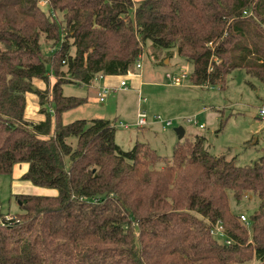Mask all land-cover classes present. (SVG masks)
<instances>
[{
  "label": "trees",
  "instance_id": "16d2710c",
  "mask_svg": "<svg viewBox=\"0 0 264 264\" xmlns=\"http://www.w3.org/2000/svg\"><path fill=\"white\" fill-rule=\"evenodd\" d=\"M46 2L0 0V175L28 163L23 179L57 190L14 195L0 264H264V149L243 166L204 150L199 135L170 158L146 142L123 150L111 120L64 122L86 99L62 86L125 75L148 40L176 48L195 85L224 89L235 69L264 83V0ZM28 93L43 120L25 117ZM228 191L260 198L247 225ZM218 222L229 244L211 233Z\"/></svg>",
  "mask_w": 264,
  "mask_h": 264
},
{
  "label": "rangeland",
  "instance_id": "374dc122",
  "mask_svg": "<svg viewBox=\"0 0 264 264\" xmlns=\"http://www.w3.org/2000/svg\"><path fill=\"white\" fill-rule=\"evenodd\" d=\"M43 8L46 11L47 7ZM60 17L61 15L57 16ZM42 50L48 54L53 48L50 43L43 41ZM171 56H173L171 63L166 64L165 59ZM141 63L140 70L135 67L131 70L133 74L142 72L143 81L148 84L144 85L141 92L146 99L141 109L147 112L150 118L160 116L165 121H171L170 126L164 129L161 124L156 123L140 130L131 126L127 119L131 117V113L133 115V111L127 109L126 104H132L133 98H126V94L119 90H111L101 101L99 94H96L99 90L70 82L62 85L63 93L83 97L86 101L64 112L63 120L66 123L92 118H109L113 121L117 101L116 104H119L117 109L122 118L116 120L115 141L123 150H129L134 146L131 139L132 135L133 137L136 135L140 137L138 139L140 142L148 143L161 157L170 158L175 144L179 141L174 129L181 126L186 131L181 140L185 138L191 140L197 135L203 136L204 150L216 156L224 155L227 159L234 158L236 164L240 166L249 165L261 156L264 149V125L258 118V109L264 103L263 82L250 76L243 69H235L228 75L224 89H220L219 86H211L209 89L199 87L194 89V95H188L184 91L191 83L192 64L178 56L176 48L158 49L148 40L142 49ZM47 66L49 68V65ZM167 73L175 75L186 73L187 78L181 86H172L173 84L166 78ZM136 94L135 92V96ZM28 106V110H32L31 103ZM204 107L206 111L196 116L205 109ZM189 118L191 121H188ZM194 120L199 121L204 127L196 126ZM9 175L11 174L0 175V210L3 212L0 219L5 214L13 216L12 214L20 212L14 196L16 194L11 192ZM19 180L27 181L33 186L28 180L23 178ZM33 187L38 189L37 193L33 194H57L55 188L35 185ZM51 191L54 193H50ZM227 193L230 209L235 214H243L249 218L259 207L260 198L255 194L245 195L237 202L230 191ZM250 264L257 262L254 260Z\"/></svg>",
  "mask_w": 264,
  "mask_h": 264
},
{
  "label": "crops",
  "instance_id": "0c3cea01",
  "mask_svg": "<svg viewBox=\"0 0 264 264\" xmlns=\"http://www.w3.org/2000/svg\"><path fill=\"white\" fill-rule=\"evenodd\" d=\"M178 56H180V55H178ZM172 59H173V56L165 59V63L166 64H170ZM136 69L140 70L141 68L140 69L136 68ZM173 75H175V74H173ZM143 76H144V74L142 72H140L139 74H135V73L133 74L131 72V70H130V74L126 73L125 75H103V74H99V75H97L94 78L92 84H90L88 86L91 87V88L92 87L95 88L97 91L99 90L98 92H96V94L100 93V88L102 86H106V87H108V90H109L107 92V95L109 94V92H111V90H119V91H121V92L126 94V98H128V97L133 98L132 99V104H126V108L127 109H131V112L133 111V115L131 113V117L127 118L128 121L131 123V126H134V127L138 128V129L142 130V129L147 128L149 125H153V124H156V123L158 124L159 123L165 129V127H168V126H165L163 123L154 121L153 117L150 118L149 115H148V123L145 126L138 127L136 125L137 113H138L139 110H142L141 109L142 103L146 102V99L142 96V93H141L144 85L146 84V82L143 81ZM186 78L182 80V82L179 84L180 86L184 83ZM122 80H124L126 82L125 88L123 86H120V82ZM54 81H55V78L53 76H50V84H53ZM146 85H148V84H146ZM38 86L40 88H44V85L42 83H38ZM172 86H174V85H172ZM199 87L200 88L209 89L211 87V85H208V84L195 85L193 83H190V85L188 87H186L184 92H186L185 94H188V95H194L193 94L194 93V89L199 88ZM135 92L137 93L136 96H135ZM116 102H115V105H116L115 112L113 114V115H115L113 117V124L115 125V127H116V123H117L116 120H121V118H122V115L120 114V112L117 109L119 104H116ZM29 103H31V105H32L31 106L32 110H30V109L28 110ZM204 108L205 109L201 110L200 113H198L196 116H199V115L203 114V112L206 111V107H204ZM38 110H39V106H38V98H37V96L34 95V94H29L28 93L27 94V105H26V110H25V117L27 119L31 120V121H34V122L43 120L44 117H43V115H41L38 112ZM194 118H195V116H194ZM108 120H111V119L108 118ZM119 123H121V121ZM194 124L196 126L200 127V128L202 126L204 127V125L199 123V121L198 122L196 121V123H194ZM185 135H186V131L184 130V136ZM139 138H140L139 136L135 135V137H133V135H132V139H131L132 144L134 145L136 142L140 141V140H138ZM180 140L181 139H179V141ZM27 169H28V163H18V164H15L13 166L11 175H9V176H10V179H11V185H10L11 192H13L14 194H31V193L33 194V193H37V191H38L37 187H33L34 185L32 186L27 181L26 182H22L21 180H19L20 178H22L23 174L26 172ZM50 193H54V192L51 191ZM36 195H48V194H36ZM54 195H56V194H54ZM0 214H3V212L1 210H0Z\"/></svg>",
  "mask_w": 264,
  "mask_h": 264
},
{
  "label": "built area",
  "instance_id": "2783aa9c",
  "mask_svg": "<svg viewBox=\"0 0 264 264\" xmlns=\"http://www.w3.org/2000/svg\"><path fill=\"white\" fill-rule=\"evenodd\" d=\"M46 3H47L46 0H39V5L42 6V7L45 6ZM215 61L218 62V60L216 58H215ZM141 66H142L141 60L138 59L135 62V67L140 69ZM127 73L130 74V70ZM186 77H187L186 73L181 74V75H173V74H170V73L166 74V78L169 80V83L173 84V85H179L182 82V80L185 79ZM125 85H126V82L124 80H122L120 82V86H123L125 88ZM107 92H108V87L102 86L100 88L99 96H100V100L101 101L103 100V96L105 94H107ZM258 118L261 121V123L264 125V103H262L261 106L258 109ZM153 120L156 121V122L163 123L165 126H170L171 123H172L171 121L163 120L160 116L153 117ZM188 121H191V118H189ZM147 123H148V114L145 111H143V110H139L138 113H137L136 125L138 127H143ZM193 123H196V121L194 120ZM11 220H13V216H11L9 214H5L0 219V225H3L4 221H11ZM240 220L243 222V224H246V225L248 224V218H246L245 215L240 214ZM211 233L219 241L224 242L226 244L230 243V240L225 236V233L223 231V228H222V225L220 224V222H218V223H216L214 225V227L211 230Z\"/></svg>",
  "mask_w": 264,
  "mask_h": 264
},
{
  "label": "water",
  "instance_id": "95a60500",
  "mask_svg": "<svg viewBox=\"0 0 264 264\" xmlns=\"http://www.w3.org/2000/svg\"><path fill=\"white\" fill-rule=\"evenodd\" d=\"M174 130H175V132H176L178 138H179V139H182L183 136H184V128L181 127V126H179V127H176Z\"/></svg>",
  "mask_w": 264,
  "mask_h": 264
}]
</instances>
